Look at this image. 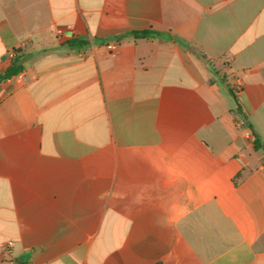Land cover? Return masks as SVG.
Returning a JSON list of instances; mask_svg holds the SVG:
<instances>
[{"label":"crops","instance_id":"obj_1","mask_svg":"<svg viewBox=\"0 0 264 264\" xmlns=\"http://www.w3.org/2000/svg\"><path fill=\"white\" fill-rule=\"evenodd\" d=\"M20 257L264 264V0H0V264Z\"/></svg>","mask_w":264,"mask_h":264},{"label":"built area","instance_id":"obj_2","mask_svg":"<svg viewBox=\"0 0 264 264\" xmlns=\"http://www.w3.org/2000/svg\"><path fill=\"white\" fill-rule=\"evenodd\" d=\"M107 49L109 50L111 55H114L117 50V43L111 42L106 45ZM242 91V83L240 81H237L234 85V92L240 93ZM238 123H241V120L238 118ZM13 246L12 242H9L8 246L6 247V251L9 252V249Z\"/></svg>","mask_w":264,"mask_h":264},{"label":"water","instance_id":"obj_3","mask_svg":"<svg viewBox=\"0 0 264 264\" xmlns=\"http://www.w3.org/2000/svg\"><path fill=\"white\" fill-rule=\"evenodd\" d=\"M27 261L25 257H20L17 259V264H24Z\"/></svg>","mask_w":264,"mask_h":264},{"label":"trees","instance_id":"obj_4","mask_svg":"<svg viewBox=\"0 0 264 264\" xmlns=\"http://www.w3.org/2000/svg\"><path fill=\"white\" fill-rule=\"evenodd\" d=\"M140 34L143 35V36L147 35V33H140ZM135 35H137V33H135Z\"/></svg>","mask_w":264,"mask_h":264}]
</instances>
